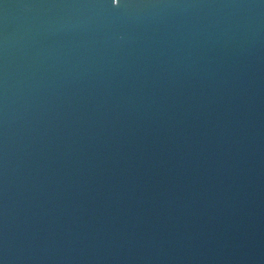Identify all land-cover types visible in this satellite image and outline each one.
Listing matches in <instances>:
<instances>
[{"label": "clouds", "instance_id": "obj_1", "mask_svg": "<svg viewBox=\"0 0 264 264\" xmlns=\"http://www.w3.org/2000/svg\"><path fill=\"white\" fill-rule=\"evenodd\" d=\"M264 0H0V264H264Z\"/></svg>", "mask_w": 264, "mask_h": 264}, {"label": "water", "instance_id": "obj_2", "mask_svg": "<svg viewBox=\"0 0 264 264\" xmlns=\"http://www.w3.org/2000/svg\"><path fill=\"white\" fill-rule=\"evenodd\" d=\"M261 39H260V54L264 57V21L261 22Z\"/></svg>", "mask_w": 264, "mask_h": 264}]
</instances>
